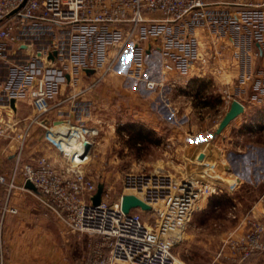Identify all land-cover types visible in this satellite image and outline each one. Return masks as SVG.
<instances>
[{"label": "built area", "instance_id": "1", "mask_svg": "<svg viewBox=\"0 0 264 264\" xmlns=\"http://www.w3.org/2000/svg\"><path fill=\"white\" fill-rule=\"evenodd\" d=\"M209 5L205 0H0V57L5 53L3 45L22 50L27 45L24 39L32 32L56 28L66 29L63 34L69 37L71 47L69 58L63 62L64 69H55L57 74L52 79L39 77L38 67L37 75L24 71L17 87L10 91L16 97L27 90L32 106L29 117L15 115L9 104L11 97L3 110L0 107V141L18 142L9 190L16 185L18 173L24 177L23 184L31 180L46 209L55 213L70 231L89 237L88 246L96 263L178 264L173 247L183 237L197 203L224 189L235 188L234 183L225 184L223 174L214 166L211 172L203 168L199 176L186 177H176L161 169L132 170L123 174L117 200L111 199L110 188L105 184L101 202L94 204L91 198L98 181L87 173L86 165L100 127L89 122L92 120L86 107L80 106L78 111L76 108L77 98L112 72L131 78L135 84L140 81L147 91H157L163 100H168L167 90L186 89L194 78L211 82L226 106L239 100L233 86L235 81L243 82L241 75L234 80H228L226 75L236 64L241 65V49L237 45L232 60L224 62V54L232 50L235 40L230 33L227 42L221 39L225 34L222 25L228 23L237 30L256 27L260 34L257 44L264 42V0L239 2L240 9L224 19ZM202 24H208L205 35L193 31ZM54 49H58L59 55L53 60L48 56ZM60 50L53 44L52 49L41 50L36 57L56 63L62 56ZM254 53L258 54L256 47ZM127 55L130 58L126 59ZM122 63L126 69H122ZM88 68L94 70L90 75L94 79L74 89L79 85L78 74L83 78L89 76ZM247 76L244 75L245 79ZM60 77L64 81L69 79L67 85L74 92L57 96L61 81L56 78ZM254 90L257 99V92L262 90L258 82ZM67 102L71 105L65 116L60 108ZM80 111L85 118L80 115L75 119ZM34 124L43 128L44 139L57 151L58 158L41 155L33 161L22 160L25 141ZM251 128L256 133L264 132V121L253 120ZM158 133L160 137L164 134L161 130ZM166 145H173L169 138ZM6 180L0 175V183ZM124 194H134L151 205L150 211L156 215L154 226L143 219L141 208L129 212L122 209ZM2 210L18 211L8 205ZM245 220L247 228L238 236L230 235L219 251L218 257L230 264L264 252V219Z\"/></svg>", "mask_w": 264, "mask_h": 264}, {"label": "rangeland", "instance_id": "2", "mask_svg": "<svg viewBox=\"0 0 264 264\" xmlns=\"http://www.w3.org/2000/svg\"><path fill=\"white\" fill-rule=\"evenodd\" d=\"M64 30L56 28L53 33L52 31L32 32L25 40V43L29 45V50L26 51L16 49L14 45H3L5 53L0 57V83H2V86L8 84L10 91L15 89L22 73L27 71L37 75L36 69L40 67L39 65H43L42 75H47L56 68L64 69L63 62H65L66 57L69 58L71 53L70 39L63 34L65 33ZM240 30L244 31L245 34H241L240 38L233 33L236 44H234V51H236L237 45L238 48L244 45L243 40L248 37L246 33L252 34L251 41L253 44L259 40L260 34L256 28L254 31H248L246 28ZM52 41L60 46L62 56L56 63H48L44 57L37 61L36 55L41 51L40 49L44 51L53 48L55 43ZM249 41L248 39L246 44H249ZM73 42L76 41L73 39ZM155 56L158 55L155 54ZM125 58L128 59L130 56L127 55ZM123 62H125V59ZM120 66L122 69H126L124 63ZM155 69L154 71H156ZM110 75L108 81L103 80L99 85L105 83L109 88L115 90H129L131 87L138 90L142 102L149 104L150 108L154 109L152 116H154L155 121L160 119L169 123L164 128L165 132L163 131L164 134L161 137L158 133L160 130L153 129L142 135L144 137L140 139L136 135L139 129H136L135 126L132 127L131 124L143 123L133 121L134 113L130 109L129 97H122L120 96L121 93L117 92L115 97H105V101H103V98L102 100L101 98L95 99L91 108L94 111L91 114L92 117H90L92 121L89 122H93L100 127V134L93 147L91 158L86 165V171L95 181L107 184L111 191L112 200H117L119 197L122 190V177L127 171L161 169L172 173L176 177H186L188 174L199 176L203 168L212 171L214 165L210 162L215 158L211 156L200 161L196 153L199 150H204L208 154L211 153L213 149L211 143L213 137L212 126H215L221 116L224 117V112L218 114L219 112L209 108L189 110L187 107L179 106L178 101H182V103L188 102V100L194 102L197 97L178 98L175 89L167 90L169 93L168 100H163L157 91L145 97L143 92L145 87L140 81L135 84L129 78L124 80L123 77L125 76L121 73L112 72ZM236 82L237 84H235ZM235 83L233 91L239 95L241 93L239 91L241 81L238 80ZM196 88L197 85L187 87L191 91H195ZM213 88L216 87L212 86ZM9 94V97H12V93ZM191 95L194 96V94ZM5 99L0 98L1 109L8 102V99ZM173 107L175 112L169 113L173 110ZM80 115L85 118V115L81 112L74 116L75 119L80 118ZM241 116L238 115L232 120L228 127L236 124ZM171 125H174V128ZM180 135L187 137L185 143L178 141ZM236 136L238 134L234 132L232 143L226 146L223 145V151L222 149L219 151L220 157H222V153H225L223 162L220 163L219 160L218 163L217 161L218 166L221 165L218 170L223 174L225 184L234 183L235 188L231 190L224 189L226 195L217 202L208 197L202 198L197 203L186 225L183 237L173 247L178 264H230L226 259L218 257L220 249L230 235L238 236L247 228L246 217L260 218L258 214L255 215L251 212V209L258 205L264 195V180L254 174V166L251 162L254 158L257 159L258 152L255 150V157L249 153H246L244 157L241 150L244 149V143L248 142V139L242 141L236 139ZM192 137H194L193 140ZM167 138L170 139L173 145H166ZM180 138L179 140H183L182 137ZM255 141L253 142L257 143L258 141L256 137ZM255 163L257 164L256 161ZM247 164L249 166H246ZM224 166L227 167L229 176H224L222 170ZM142 216L149 226H154L156 215L153 212L143 211ZM86 238L89 239L88 236ZM70 262L71 264H100L96 263L95 254L90 247L86 252L84 251L83 256L74 250L73 259ZM238 264H264V252L253 254Z\"/></svg>", "mask_w": 264, "mask_h": 264}, {"label": "crops", "instance_id": "3", "mask_svg": "<svg viewBox=\"0 0 264 264\" xmlns=\"http://www.w3.org/2000/svg\"><path fill=\"white\" fill-rule=\"evenodd\" d=\"M205 1L210 4L208 6L210 10H215L214 12L221 14L224 19L228 13L240 9L241 6L238 5L239 2L252 0ZM251 27L252 26H248L246 29H248V31H254L256 28L252 27L251 29ZM222 29L225 34L221 35V39H223L224 42H227L228 33H231L232 35L235 33L237 34L235 36L238 37H240L241 34H245L244 31L237 30L228 23L223 24ZM208 30V24H202L196 27L193 31L205 35L208 33ZM190 31L192 32V28ZM53 32L54 31H52V33ZM246 34L250 41L249 44H246L248 39L245 38L243 40L244 45L239 48L241 49V52L238 56L241 57V65L239 64V66L236 64L231 73L226 75L228 80H234V78H238L237 76L241 75L240 79L243 80V82L241 83V89L239 90L241 93L237 95V97L244 104L245 110L240 114L242 115L241 119L236 122V124H232L230 127L227 126L219 134L216 133L219 121L217 120L215 126H212L213 137L211 143L213 149L210 154L207 153L208 155L207 157L205 156V159L213 156L215 159L210 163H212L215 169L218 170V167L221 165L219 164L218 166L217 161L219 163L220 160V163H222L224 159L223 157H220L219 151L221 149L223 151V145L226 146L232 143L234 139L233 133L235 132L238 134L236 139H241L242 141L248 139V142L244 143V149L241 150L244 157L246 153L255 157V150H257V159L254 158L251 162H253L254 174L261 178V180H264V132L256 133L251 128L253 120L257 122L264 121V42H260L259 45L256 42L253 44L251 41L253 37L251 36L252 34ZM24 40H27V37ZM52 42L57 45L55 41ZM57 46L60 47L59 45ZM255 47L258 49L257 56L254 53ZM23 49V51L29 50V45L23 46ZM237 49L238 48L236 47L235 50L237 51ZM232 54H234V46L229 53L226 52L224 54L225 63L232 60ZM39 66L40 69L37 70L39 77L45 76L48 79H52L53 75L55 76L57 74L56 70L53 69L49 74L42 75L41 72L43 65ZM91 74L84 78L78 74L80 77L79 85L74 89L78 90V87L86 85L87 82L92 81L94 77L90 76ZM244 75H248V78L245 79L246 77H244ZM110 76L111 75L109 74L104 80L108 81ZM56 79L61 81L59 83V92L57 93L58 97L74 92L73 88L67 85V82L69 81L68 78L65 81L62 77ZM123 79L126 80V77H123ZM130 81H132L131 78ZM256 82H258V85L262 88L261 93L260 91L257 92V99H255L253 95L255 93L254 84ZM99 83L94 88H91L77 98V111L80 106L83 108L86 107L89 116L92 117L91 114H93L94 111L91 108L96 98H101V100L103 98V101H105V97H115L117 92H119L121 93L120 96L129 97L130 109L134 113L133 121H141V123H143L135 125L131 124L133 125L132 127L135 126L136 129H141L142 135L147 134L149 130L152 131L153 129L165 132L164 128H166V125L169 123L160 119L155 121L153 118L154 116H152V114H154V109L150 108L149 104L142 102L139 98L138 90H135L132 87L129 90H115L109 88L105 83V85H99ZM136 84H138V81ZM191 85H197V88L195 89L197 94H194L193 96L191 95L193 94V91L179 87L177 89L178 98L182 97L185 99L187 96H196L197 99L194 102L188 100V102L182 103V101H178V103H180L179 106L182 105L189 110H202L209 108L216 110L219 112L218 114L222 112L226 113L228 111L230 106L224 104L222 97L216 92L215 88L212 89L211 82L202 78H194ZM8 86V84L2 86V83H0V98H6L5 100L8 99L10 95ZM143 92L145 97L150 96L152 93L145 88ZM166 94L167 96L169 95L168 92ZM15 99L16 109H13L15 115L19 118L29 117L32 114V106L31 97L27 90H25L22 95L16 96ZM70 105L71 104L67 102L60 108L65 116H67L70 111ZM172 109V111L169 112L168 110V112H175V108L173 107ZM77 113L79 114L81 111ZM171 126L173 127L174 125ZM180 137H182L183 140H179L181 139ZM180 137L178 138V141L185 143L187 137L185 138L183 135H180ZM255 137L258 139L257 143H255ZM191 139L193 140L194 137ZM17 145L18 142L16 140L3 139L0 141V175H4L7 179L5 183H0V261L3 260L4 264H71L70 261L73 259L74 250L83 256L84 251L86 252L89 249L88 238H86L87 235L71 232L66 224L59 219L55 213L46 209L38 200L35 192L25 187L23 184L24 177L21 173H18L15 177L16 185L9 190L8 182L11 178V171L15 164ZM200 152L205 153L204 150H199L196 153L197 157ZM41 155H47L53 159L59 157L57 151L44 139L43 128L38 124H34L25 141L22 160L33 161ZM246 166L249 165L247 164ZM222 170L224 171L225 177L230 175L226 166H224V169ZM5 205L14 206L18 211L16 213L9 211L4 213L2 209ZM251 212L255 215L258 214V217L264 219V195L262 200L258 202V205L251 209Z\"/></svg>", "mask_w": 264, "mask_h": 264}, {"label": "water", "instance_id": "4", "mask_svg": "<svg viewBox=\"0 0 264 264\" xmlns=\"http://www.w3.org/2000/svg\"><path fill=\"white\" fill-rule=\"evenodd\" d=\"M57 54H58V49H54V50L49 52L48 58L54 60L56 58ZM93 71L94 70L89 69V68L86 69V72L88 74H91ZM15 101H16V99L14 96H12L9 100L10 105L13 109H16ZM244 110H245L244 104L242 102H240L239 100L234 99L230 105V108L228 109V111L225 113L224 117L219 122L217 129H216V133L217 134L221 133L231 123V121L234 120L238 115L242 114L244 112ZM204 158H205V153L200 152V154L198 155V159L204 160ZM24 185L26 188H29L35 192H38L36 186L34 185V183L31 180H26ZM104 189H105V183L104 182H98L97 183V190L91 198L92 202L94 204H98L101 202ZM133 208H141L144 211H150L152 209L151 205L144 202L142 199H140L136 195L124 194L122 196V209L125 212H129ZM114 264H119V263H114Z\"/></svg>", "mask_w": 264, "mask_h": 264}, {"label": "trees", "instance_id": "5", "mask_svg": "<svg viewBox=\"0 0 264 264\" xmlns=\"http://www.w3.org/2000/svg\"><path fill=\"white\" fill-rule=\"evenodd\" d=\"M138 132H136L137 137H139L140 139H143L144 136H142V132L141 129L137 130ZM226 195L225 192H220L217 194H213L211 196H209V198H211V200L217 202L218 200H221V198Z\"/></svg>", "mask_w": 264, "mask_h": 264}]
</instances>
